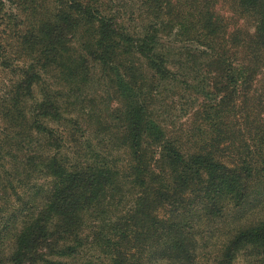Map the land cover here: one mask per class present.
I'll return each instance as SVG.
<instances>
[{"label": "trees", "instance_id": "16d2710c", "mask_svg": "<svg viewBox=\"0 0 264 264\" xmlns=\"http://www.w3.org/2000/svg\"><path fill=\"white\" fill-rule=\"evenodd\" d=\"M221 1L0 0V69L26 19L0 124L37 133L50 179L0 217V264H200L219 222L201 264H264V219L232 223L264 196V0Z\"/></svg>", "mask_w": 264, "mask_h": 264}, {"label": "rangeland", "instance_id": "374dc122", "mask_svg": "<svg viewBox=\"0 0 264 264\" xmlns=\"http://www.w3.org/2000/svg\"><path fill=\"white\" fill-rule=\"evenodd\" d=\"M116 2L117 6L128 11L132 6L136 8L139 0H116ZM218 9L222 14L232 16L230 0H222ZM9 14L11 16L4 21L3 32L10 57L7 67L0 69V96L5 86H8L12 81L19 80V74L23 66L22 61L25 59L20 53L21 46L19 44L25 28V14L15 7L12 8ZM246 28L253 30L251 23H248ZM182 104H185L184 108L181 106V112L175 117L178 122H182L187 116H185L186 103L183 102ZM16 131V128H8L0 124V144L3 146V152L0 153V174L2 176V180H0V217L5 220L19 209H23L21 212H25L29 208L30 210H36L37 185L43 184L47 188L50 182V179H45L37 171V133L31 131L28 135L17 136ZM37 176L42 180L37 179ZM260 199L262 200L260 201ZM248 218L252 222H259L264 219V196L255 200L252 211L240 212L233 218L232 223L235 226L242 225L247 221L245 219ZM1 221L0 223H2ZM220 224L222 223L219 222L212 227L210 235L206 236L199 246L200 250L196 253L199 257L198 263L206 262L208 258L204 256H209L217 250L221 242V233L228 232V227L232 228L229 223ZM5 244L8 245V242ZM247 259L249 260L248 254L246 257L242 255L235 264H247Z\"/></svg>", "mask_w": 264, "mask_h": 264}]
</instances>
